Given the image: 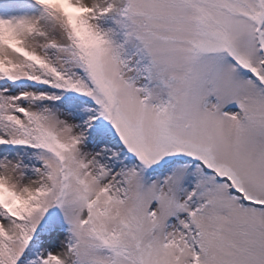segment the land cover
I'll use <instances>...</instances> for the list:
<instances>
[{
    "label": "snow or ice",
    "instance_id": "1",
    "mask_svg": "<svg viewBox=\"0 0 264 264\" xmlns=\"http://www.w3.org/2000/svg\"><path fill=\"white\" fill-rule=\"evenodd\" d=\"M0 264H264V0H0Z\"/></svg>",
    "mask_w": 264,
    "mask_h": 264
}]
</instances>
